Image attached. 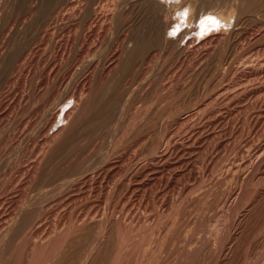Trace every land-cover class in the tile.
Listing matches in <instances>:
<instances>
[{
    "label": "rangeland",
    "instance_id": "rangeland-1",
    "mask_svg": "<svg viewBox=\"0 0 264 264\" xmlns=\"http://www.w3.org/2000/svg\"><path fill=\"white\" fill-rule=\"evenodd\" d=\"M157 1L0 0V264H264V0Z\"/></svg>",
    "mask_w": 264,
    "mask_h": 264
},
{
    "label": "bare ground",
    "instance_id": "bare-ground-1",
    "mask_svg": "<svg viewBox=\"0 0 264 264\" xmlns=\"http://www.w3.org/2000/svg\"><path fill=\"white\" fill-rule=\"evenodd\" d=\"M75 1V0H74ZM157 0H155V2H156ZM160 5V9H159V11H162L164 14H165V16L166 15H168L169 13H170V7L169 6H167L166 4H164L163 2H161V1H157ZM156 2V3H157ZM240 2V1H239ZM247 2V1H246ZM123 3V2H122ZM156 3H155V5H156ZM257 3V2H256ZM121 4V3H120ZM151 4V3H150ZM157 6V5H156ZM155 7V6H154ZM251 8V7H250ZM256 8V7H255ZM157 9V8H156ZM158 10V9H157ZM253 10V9H252ZM255 11H257V10H255ZM252 13V12H251ZM157 14V13H156ZM163 14V15H164ZM85 15V14H84ZM160 15V14H159ZM75 16V15H74ZM164 16V17H165ZM167 17V16H166ZM190 17V16H189ZM160 18V17H159ZM194 18V15L192 14V16L189 18V21L191 22L192 21V19ZM82 19V18H81ZM163 19V18H162ZM166 18H164L163 20L164 21H162V24H161V26H160V30H159V34H158V37L160 38H162L163 39V42H166V44H167V42H170L172 39V37L170 38L169 36H167V35H165V32L170 28V21H166L165 20ZM219 19H217V21H218ZM215 21H216V18H215ZM214 21V22H215ZM220 22H223L224 20L223 19H221L220 18V20H219ZM114 24V23H113ZM221 24V23H220ZM109 25V24H108ZM243 28V27H242ZM173 30V29H172ZM174 32V31H173ZM176 32V31H175ZM90 36V35H89ZM100 36V35H99ZM171 36V35H170ZM236 36V35H235ZM180 37V36H179ZM227 40V39H226ZM174 41V40H173ZM172 41V42H173ZM137 42V41H136ZM160 42H161V39H160ZM94 47V46H93ZM123 52V51H122ZM118 61V60H117ZM86 67V66H85ZM82 74V73H81ZM72 124V123H71ZM66 140V139H65ZM65 142V141H64ZM66 143V142H65ZM60 152V151H59ZM62 152H64V151H62ZM53 153V152H52ZM60 155V154H59ZM45 167V166H44ZM244 170V169H243ZM49 173V172H48ZM252 175V174H251ZM60 178V177H59ZM244 179V178H243ZM61 193V192H60ZM49 198V197H48ZM252 201V200H251ZM250 201V202H251ZM245 207V206H244ZM177 212V211H176ZM70 215V214H69ZM189 215V214H188ZM40 217V216H39ZM172 217V216H171ZM244 219V218H243ZM167 227V226H166ZM215 236V235H214ZM57 237V236H56ZM73 237V236H72ZM4 239V238H3ZM128 239V238H127ZM81 243V242H80ZM125 243V242H124ZM78 244V243H77ZM76 244V245H77ZM36 245V244H35ZM68 245H71V244H68ZM39 246V245H38ZM130 246V245H129ZM43 247V246H42ZM76 247V246H75ZM80 247V246H79ZM44 249V248H43ZM66 249H68V248H66ZM106 249V248H105ZM79 250V249H78ZM83 250V249H82ZM102 250V249H101ZM1 251V250H0ZM41 251V250H40ZM56 251V250H55ZM80 251V250H79ZM78 251V252H79ZM84 251V250H83ZM70 252V251H69ZM49 253V252H48ZM77 253V252H76ZM56 254V253H55ZM62 254V253H61ZM68 254V253H67ZM80 255V254H79ZM131 255V254H130ZM188 255V254H187ZM40 256V255H39ZM101 256V255H100ZM80 257V256H79ZM126 257V256H125ZM71 258V257H70ZM61 263L63 264V262H64V264H66L67 263V261H69L68 259V255H63V257L61 256ZM46 260V259H45ZM72 261V260H71ZM78 261H79V259H78ZM150 262V261H149ZM59 263V262H58ZM90 263V262H89ZM54 264V263H53ZM96 264V263H95ZM101 264V263H100Z\"/></svg>",
    "mask_w": 264,
    "mask_h": 264
}]
</instances>
